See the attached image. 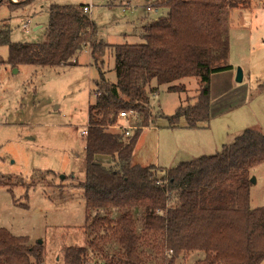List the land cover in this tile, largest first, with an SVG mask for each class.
Instances as JSON below:
<instances>
[{"label":"trees","instance_id":"trees-1","mask_svg":"<svg viewBox=\"0 0 264 264\" xmlns=\"http://www.w3.org/2000/svg\"><path fill=\"white\" fill-rule=\"evenodd\" d=\"M249 3L153 0L150 6L165 13L144 24L137 43L98 40L83 4H51L40 42L12 41L10 24L0 20V46L8 48L2 63L11 68L71 64L88 48L98 71L95 98L87 110L85 177L76 185L84 197L85 229L93 237L88 245L65 246L63 264H90L92 251L103 264H175L179 256L186 259L195 251L204 255L194 264L264 260V207L250 204L248 177L250 168L264 162V132L245 129L220 151L168 168L133 159L141 130L159 120L170 128L207 125L210 77L232 69L227 63L230 11ZM107 49L114 57V82L102 70ZM191 76L198 77L199 85L193 104H180L172 114L152 111L151 95L157 88L151 86L153 80L167 85L169 92H183L184 84L174 82ZM257 89L264 91V81ZM122 111L137 114L129 134L122 130ZM99 156L109 157L110 163L103 164ZM1 184L6 182L0 175ZM114 210L117 216L111 214ZM137 210L142 211L139 219ZM44 256L42 242L29 243L27 236L0 227V264H43Z\"/></svg>","mask_w":264,"mask_h":264},{"label":"rangeland","instance_id":"rangeland-1","mask_svg":"<svg viewBox=\"0 0 264 264\" xmlns=\"http://www.w3.org/2000/svg\"><path fill=\"white\" fill-rule=\"evenodd\" d=\"M9 2H0V20L10 24L11 40L15 42L44 39L49 18L47 10L39 8L50 3L91 4L89 15L96 27L95 36L109 44L140 42L135 30L140 31V23L155 19L160 11L150 12L140 21L141 15L146 14V0H33L17 3L18 6H10ZM229 20L227 63L232 65L233 79L223 80L222 75L211 79V102L219 99L210 114L211 145L191 152L181 145L173 147L175 141L168 143L164 139L169 130L159 120L156 128L141 130L134 161L150 164L159 156L160 165L165 163L168 168L174 159H190L188 153L194 158L220 151L245 129L264 132V91L257 89V84L264 81V0H251L248 6L233 8ZM25 22L28 26L24 28ZM7 53V46H0V175L6 182L0 185V227L27 236L29 243L41 241L45 246L43 264H63L65 246L88 245L93 237L91 232L88 237L90 230L85 229L84 197L76 184L85 177V141L81 131L88 124L87 110L95 98L93 81L98 71L87 49L79 53L75 63L22 65L17 70L2 63ZM113 58L107 49L102 70L111 82L116 80ZM237 68L242 71L241 81L235 79ZM174 83L184 84L185 91L169 92L167 85L152 81L151 86L157 87L150 101L154 113L163 110L172 114L180 104L196 101L198 77H185ZM120 122L133 124L124 119ZM98 160L110 163L106 156H99ZM248 177L255 178L250 187V204L264 207V162L250 168ZM99 213L105 214L104 210ZM111 214L117 216L118 212ZM141 214V210L135 211L136 218ZM203 255L202 251H195L186 260L179 256L175 264H194ZM90 256V264H103L95 251ZM155 258L153 255L151 260Z\"/></svg>","mask_w":264,"mask_h":264},{"label":"crops","instance_id":"crops-1","mask_svg":"<svg viewBox=\"0 0 264 264\" xmlns=\"http://www.w3.org/2000/svg\"><path fill=\"white\" fill-rule=\"evenodd\" d=\"M10 2H13V3H18L17 0H9ZM147 3H146V9H145V15H141L142 17H140V21H142L143 19L145 20L146 17L149 15L150 12H154V13H157L159 9L157 8H154L152 6H150V3L153 1V0H146ZM251 1V0H250ZM16 4H14L13 6H15ZM53 4V3H50V4H47V5H41L39 9H44V10H47L48 12V7ZM19 4H17L18 6ZM83 5H87V4H83ZM91 5V4H90ZM131 6V5H130ZM125 9L123 8V11ZM159 15L165 13V11H162L160 10L159 12ZM158 15V16H159ZM156 16V17H158ZM152 21V20H151ZM150 21H146V22H141L140 24V31L139 30H135L136 33H138V35L140 34V32L142 31V27L144 26V24L148 23ZM139 31V32H138ZM127 35V33H125ZM124 43V42H123ZM87 51L89 52V49L86 48ZM108 50H111V49H108ZM107 52V51H106ZM79 55V54H78ZM78 55L76 57L75 60H73V63L77 62V58H78ZM89 55H90V52H89ZM106 55V53H105ZM104 55V56H105ZM91 58V57H90ZM92 60V59H91ZM104 62H105V59H104ZM113 63H114V58H113ZM17 70V69H16ZM224 76L223 77V80H228V81H231L233 79V74H232V70L229 69V70H225V71H221V72H217V73H213L210 77V82H211V79L215 76ZM106 77V76H105ZM166 87V86H165ZM167 90V89H166ZM186 100V98H185ZM218 102H219V99L215 100L213 99V101L211 102L210 104V114L212 115L211 111L213 109V107L215 105H218ZM163 111V110H162ZM164 112V111H163ZM218 112H222V110H219ZM165 113V112H164ZM166 114V113H165ZM184 120H182V123H183ZM210 122L207 123V125H204V126H200V127H196V128H188V127H185L183 124H180L179 126H176L174 128H170V127H166L169 132H166L164 133V139L170 143L171 140L175 141V143L177 144H172L173 147H182L183 149L187 150L188 152L193 149H202L204 150V147H209L211 145V143L213 142L211 140V134H210V130H209V125ZM150 127H155V125H151ZM156 128V127H155ZM158 133V132H157ZM83 135V134H82ZM158 135L159 133L157 134V139H158ZM84 136V135H83ZM184 145V146H183ZM186 152V151H185ZM188 156H190L192 159V153H188ZM198 157V156H196ZM159 159L160 157H156V159H154L152 162L155 166L157 167H163V168H166L165 167V163L163 165H160L159 163ZM190 159H177L175 161V159L169 163L171 165H169V167H172L176 164H178L179 162H182V161H186V160H190ZM181 160V161H180ZM164 162H166V157L163 159ZM77 185V184H76ZM84 199V198H83ZM189 257V256H188ZM188 257L186 259H188ZM185 259V260H186Z\"/></svg>","mask_w":264,"mask_h":264},{"label":"built area","instance_id":"built-area-1","mask_svg":"<svg viewBox=\"0 0 264 264\" xmlns=\"http://www.w3.org/2000/svg\"><path fill=\"white\" fill-rule=\"evenodd\" d=\"M90 9H91V5H90V4H87V5H85V6L83 7L84 12H89ZM27 26H28V22H25V23L23 24V27L25 28V27H27ZM132 117H133V119H136V118H137V114H136L135 112H132V111H129V112L122 111V112L119 113V119L127 120V121H129L130 123H131V121H132ZM114 126L117 127V128L120 127V126L117 125V124L114 125ZM133 127H134V126H133L132 124H128V123H127L126 125L123 126L122 130L124 131L125 134H129V133H130L129 130L132 129ZM86 132H87V127L84 128V129H82V131H81V133H82L83 135H85Z\"/></svg>","mask_w":264,"mask_h":264},{"label":"water","instance_id":"water-1","mask_svg":"<svg viewBox=\"0 0 264 264\" xmlns=\"http://www.w3.org/2000/svg\"><path fill=\"white\" fill-rule=\"evenodd\" d=\"M15 70H16V68H15ZM235 79H236V81H241L242 80V71H241L240 68H237ZM250 181L251 182H255V178L252 177L250 179ZM39 243H41V241H39Z\"/></svg>","mask_w":264,"mask_h":264}]
</instances>
